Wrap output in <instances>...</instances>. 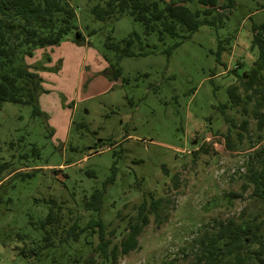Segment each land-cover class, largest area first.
Returning <instances> with one entry per match:
<instances>
[{"label": "rangeland", "instance_id": "rangeland-1", "mask_svg": "<svg viewBox=\"0 0 264 264\" xmlns=\"http://www.w3.org/2000/svg\"><path fill=\"white\" fill-rule=\"evenodd\" d=\"M97 1L72 0L82 40L72 34L25 59L42 78L41 115L0 102V264H40L19 251L42 239L39 227L52 201L63 207L66 229L78 218L86 227L99 215L84 210L85 197L102 190L114 172L100 213L111 249L120 246L145 200L148 206L162 201L138 238L139 249L105 260L96 252L97 230L71 245L60 244L67 235L59 234L58 258L80 251L82 263L94 257L97 264H194L202 241L218 233L220 223L250 226L248 237L264 241V202L251 197L247 178L264 132L252 118L245 131L238 110L228 111L237 125L229 132L220 109L238 82L233 71L242 64L237 73L243 75L257 58L252 26L264 24V0H236L223 27L204 25L178 47L169 36H146L129 15L113 23L95 20ZM133 32L142 38L133 51L147 56L118 59L107 50L109 37L121 43ZM220 41L225 51L219 57ZM229 242L217 240L222 250ZM259 252L252 244L240 253L220 251L218 259L264 264Z\"/></svg>", "mask_w": 264, "mask_h": 264}, {"label": "trees", "instance_id": "trees-1", "mask_svg": "<svg viewBox=\"0 0 264 264\" xmlns=\"http://www.w3.org/2000/svg\"><path fill=\"white\" fill-rule=\"evenodd\" d=\"M236 6V0H98L93 5L91 14L95 20L104 23H113L119 17L129 15L143 26L146 36L157 33L161 41L165 36H169L176 40L174 47H178L204 25L223 27L225 20ZM72 34H75L79 41L83 39L72 0H0V102L32 107L34 116H40L38 96L42 78L25 63V59L33 57L34 52L39 48L46 49L60 45ZM252 34L251 49L256 52L257 58L243 75L237 73V69L241 68L242 64L236 67L233 72L238 82L229 89V102L220 107L224 121L230 127L229 132L237 126L235 119L228 115V111L233 110L241 112L243 117L241 127L245 131H248L249 119L252 118L256 121L259 133L264 132V24H254ZM141 42L142 38L133 32L121 43H116L112 37H109L106 48L114 52L118 59L147 56L149 52L143 51L137 54L133 51V46ZM223 42L220 41L219 57L225 51ZM120 78L121 70L118 68L114 72V79ZM263 140L264 138H261L258 142L261 143ZM248 170L249 188H253L251 197L264 202V144L254 151ZM33 175L34 172L18 173L13 177ZM114 181L115 172L104 183L102 190L96 189L90 197H85L84 210L98 213L99 216L90 219L84 228L80 226L78 218L66 229L61 216L63 207L57 204V201L50 202L49 212L39 227L43 233L42 239L31 242L29 249L25 247L20 249L19 255L26 259L28 254H32L40 264L45 262L48 264H97L94 257L82 263L80 251H75L76 255L74 254L73 257H68L65 251L60 253L59 258L55 255L58 249L55 243L59 234L67 235L66 238L61 239L60 244L71 245L70 240L78 242L81 235L88 231L92 234L96 230L99 238L96 252L105 260L110 259L112 254L116 257L118 252L119 255L126 257L138 250V238L149 225L150 215H158L162 201L152 199L148 206L145 200L138 208L136 218L129 222L127 234L120 246L111 249V240L105 237L108 231L107 226L100 213L106 189ZM220 225L222 227L218 233L209 236L207 242L202 241L200 254L194 264H221L218 252L222 251L224 256L231 254L232 251L240 253L247 245L252 244L260 247L257 259L262 260L264 241L257 240V234H250L252 237H248L250 226L240 229L228 224L220 223ZM224 237L230 239L226 250L220 249L217 243L218 239Z\"/></svg>", "mask_w": 264, "mask_h": 264}]
</instances>
